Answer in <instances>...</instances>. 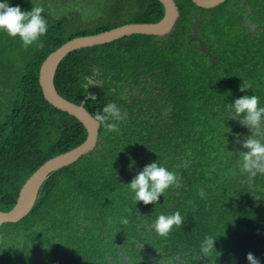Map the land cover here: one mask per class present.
Wrapping results in <instances>:
<instances>
[{
	"label": "trees",
	"instance_id": "obj_1",
	"mask_svg": "<svg viewBox=\"0 0 264 264\" xmlns=\"http://www.w3.org/2000/svg\"><path fill=\"white\" fill-rule=\"evenodd\" d=\"M174 2L179 15L167 35L133 34L67 54L54 75L57 92L75 104H80L88 94H96L84 104L95 117L97 89L84 87L94 66L102 67L104 74H108L124 71L129 65L142 67L144 51L176 50L180 44L187 49L186 39L180 36L189 34L194 3ZM10 4L20 5L26 11L42 6L48 32L28 48L18 36L0 32L1 211L13 208L20 188L42 163L79 145L87 135L77 118L48 104L44 98L38 75L46 56L65 40L127 23L156 22L163 15L158 0H10ZM132 60L135 63L131 64ZM254 81V74L247 73L246 95H258L264 106V56L260 85L254 87ZM110 137L112 145L124 149L118 136ZM113 163L109 150L101 155L92 151L51 174L24 218L0 224V264H106V250L97 245V237L102 243L107 230L113 224H121L120 217L132 200L126 192V176L113 174ZM122 169L126 170L124 164ZM225 179L232 188L243 189L239 181ZM256 181L257 176L250 187ZM260 182L264 189V175ZM246 190L245 197L240 193L233 199L203 207L213 212V230L228 235L225 246L222 236L215 241L223 244L222 256L228 253V264H249V252L264 264V194L261 190L258 206L253 198L248 201L247 185Z\"/></svg>",
	"mask_w": 264,
	"mask_h": 264
},
{
	"label": "flooded vegetation",
	"instance_id": "obj_2",
	"mask_svg": "<svg viewBox=\"0 0 264 264\" xmlns=\"http://www.w3.org/2000/svg\"><path fill=\"white\" fill-rule=\"evenodd\" d=\"M193 9L189 34L180 36L186 39L187 49L180 44L176 50L144 51L142 67L129 65L124 71L104 74L97 65L86 77L97 82V113L114 101L124 115L116 122V130L97 121L94 152L112 153L113 174L123 173L126 183H130L146 164L156 160L180 177L179 183L153 204L144 205L132 198L124 211L129 223L113 224L102 243L97 237V245L106 250V264L108 258L121 264L120 248L131 264H228L229 256L225 252L222 256L221 243L215 242V251L208 254L200 251L206 236H222L224 246L228 239L226 233L213 230V212L203 207L240 193L245 197L246 185L248 201L253 198L260 205L261 174L256 175L255 186L250 187L254 177L238 166L239 152L246 151L243 139L251 134L249 126H242L234 114L224 116L226 104L246 95L247 73L254 74V87L260 85L264 0H224L208 8L194 3ZM241 87L245 90L241 91ZM110 135L118 136L124 149L112 145ZM225 177H231V182L239 181L243 189L232 188ZM126 192L132 196L128 185ZM174 211H180L183 224L167 236H160L152 221Z\"/></svg>",
	"mask_w": 264,
	"mask_h": 264
},
{
	"label": "clouds",
	"instance_id": "obj_3",
	"mask_svg": "<svg viewBox=\"0 0 264 264\" xmlns=\"http://www.w3.org/2000/svg\"><path fill=\"white\" fill-rule=\"evenodd\" d=\"M44 8L40 5L31 7L30 10H22L20 5L12 6L10 0H0V32L11 37H19L25 48L40 42V38L48 32V21L43 15ZM42 47V43H40ZM97 82L89 77L84 87L94 86ZM245 90L241 87V91ZM225 117L234 114L242 126H249L250 135L243 139V148L246 151L239 152L238 166L250 177L258 173L264 175V106L260 97L256 94L243 95L234 102L225 105ZM98 122L105 123L109 130H116V122L124 119L121 108L110 101L104 105L101 112L94 117ZM109 120L113 121L107 123ZM228 132L230 128L227 127ZM239 138V137H237ZM239 151V150H237ZM180 177L156 160L146 164L130 183H126L132 193L134 201L143 202L144 205L153 204L160 200L170 187L178 184ZM263 192V191H262ZM203 195V192H201ZM122 224H128L126 216L120 217ZM184 218L180 211L162 213L152 221L154 231L160 236H167L174 227L182 225ZM216 237L206 236L201 242L200 251L208 254L215 251ZM249 264H262L261 260L253 253L246 256Z\"/></svg>",
	"mask_w": 264,
	"mask_h": 264
},
{
	"label": "water",
	"instance_id": "obj_4",
	"mask_svg": "<svg viewBox=\"0 0 264 264\" xmlns=\"http://www.w3.org/2000/svg\"><path fill=\"white\" fill-rule=\"evenodd\" d=\"M158 1L163 6V15L158 21L127 23L99 33L77 36L69 40H65L57 49L48 54L43 60L39 68L38 81L44 98L53 107L77 118L85 127L87 135L82 143L46 160L30 175L20 188L13 208L10 211L0 210V224L5 222L15 223L24 218L34 207L38 199L41 186L51 174L72 164L88 152L94 151L95 149V145L98 141V122L84 107L88 96L83 98L80 104H75L62 97L55 88L54 75L62 59L74 50L106 44L133 34L157 36L167 35L172 30L178 18V7L174 0ZM191 1L201 7L208 8L216 6L224 0ZM248 11L249 10L246 9L247 13ZM195 18H197V14H195ZM246 24L248 25V20H246ZM202 49L206 50L204 44H202ZM120 251V263L131 264L128 263L127 257L124 255L121 248ZM107 262L108 264H115V262L110 258L107 259Z\"/></svg>",
	"mask_w": 264,
	"mask_h": 264
},
{
	"label": "bare ground",
	"instance_id": "obj_5",
	"mask_svg": "<svg viewBox=\"0 0 264 264\" xmlns=\"http://www.w3.org/2000/svg\"><path fill=\"white\" fill-rule=\"evenodd\" d=\"M124 46V45H123ZM104 47V46H103ZM117 47V46H116ZM99 50V49H98ZM108 50V49H107ZM123 50V49H122ZM194 80V79H193ZM191 81H189V83H190ZM198 82H200L199 80H198ZM224 83V82H223ZM71 84V83H70ZM70 84H69V86H70ZM199 84V83H198ZM219 84H221V82L219 83ZM77 85V84H76ZM210 85V84H209ZM213 85V84H212ZM218 85V84H217ZM222 85V84H221ZM224 85V84H223ZM68 86V85H67ZM208 86V85H207ZM220 86V85H219ZM224 86H226V85H224ZM80 87V86H79ZM204 87V86H203ZM211 87V86H210ZM121 88H122V86H121ZM222 88V87H221ZM220 88V89H221ZM208 90H209V88H207ZM217 89V88H216ZM223 89H224V87H223ZM35 91V90H34ZM90 91V90H89ZM205 91V90H204ZM213 91V90H212ZM217 91V90H216ZM36 92V91H35ZM106 92V91H105ZM218 92V91H217ZM222 92V91H221ZM116 93V92H115ZM119 93V92H118ZM203 93V92H202ZM105 94V93H104ZM188 94V93H187ZM204 94V93H203ZM222 94V93H221ZM189 95V94H188ZM216 95V94H215ZM194 97V96H193ZM197 97V96H196ZM202 97V96H201ZM218 97V96H217ZM141 98V97H140ZM117 99V98H116ZM131 99V98H130ZM183 98L181 97V100H182ZM201 99V98H200ZM103 100H105V99H103ZM121 100V99H120ZM185 100H187V99H185L184 98V102H185ZM105 101H107V100H105ZM108 102V101H107ZM47 103V102H46ZM100 103V102H99ZM49 104V103H48ZM185 104V103H184ZM187 104V103H186ZM190 104V103H189ZM194 104V103H193ZM192 104V105H193ZM196 104V103H195ZM102 105V104H101ZM96 108V107H95ZM99 109V108H98ZM58 114V113H57ZM63 119V118H62ZM183 134V133H182ZM193 140V139H192ZM190 141V140H189ZM198 164V163H197ZM202 164V163H201ZM204 165V164H203ZM202 166V165H201Z\"/></svg>",
	"mask_w": 264,
	"mask_h": 264
},
{
	"label": "rangeland",
	"instance_id": "obj_6",
	"mask_svg": "<svg viewBox=\"0 0 264 264\" xmlns=\"http://www.w3.org/2000/svg\"><path fill=\"white\" fill-rule=\"evenodd\" d=\"M50 6H52V7H59V5H53V4H50ZM225 151H226V149H225Z\"/></svg>",
	"mask_w": 264,
	"mask_h": 264
}]
</instances>
